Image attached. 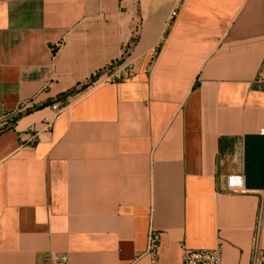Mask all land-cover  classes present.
Listing matches in <instances>:
<instances>
[{
    "label": "crops",
    "instance_id": "obj_1",
    "mask_svg": "<svg viewBox=\"0 0 264 264\" xmlns=\"http://www.w3.org/2000/svg\"><path fill=\"white\" fill-rule=\"evenodd\" d=\"M126 49L134 78L88 84ZM263 57L264 0H0V264H250Z\"/></svg>",
    "mask_w": 264,
    "mask_h": 264
},
{
    "label": "built area",
    "instance_id": "obj_2",
    "mask_svg": "<svg viewBox=\"0 0 264 264\" xmlns=\"http://www.w3.org/2000/svg\"><path fill=\"white\" fill-rule=\"evenodd\" d=\"M177 11L172 12L175 16ZM127 49L124 51L122 58L113 61L97 71L93 78L89 81V85H94L101 82L117 83L132 79L136 75V70L133 61L127 55ZM254 86L257 89L264 90V57L261 65L253 80ZM63 104V103H60ZM61 105L55 104L57 108ZM27 111L24 103L17 111L16 115ZM44 130H51L53 122L51 120H44ZM1 130V128H0ZM32 134L29 141L31 144L37 142V131L31 130ZM264 133V131H263ZM225 192L229 193H243L245 192L244 178L240 174H230L226 177ZM159 245V234L153 230L149 234V242L147 252L150 253L154 259L157 258ZM222 248L218 246L212 249H193L182 245V264H222ZM47 264H70L66 254H52L48 257ZM250 264H264V248L261 245V222H258L256 230L252 239V254Z\"/></svg>",
    "mask_w": 264,
    "mask_h": 264
},
{
    "label": "trees",
    "instance_id": "obj_3",
    "mask_svg": "<svg viewBox=\"0 0 264 264\" xmlns=\"http://www.w3.org/2000/svg\"><path fill=\"white\" fill-rule=\"evenodd\" d=\"M75 92H76V89H70L69 91L64 93L61 97H59L58 100H65L67 96L73 95V94H75ZM30 111H31V109H28L27 112H30ZM16 118H17V116L14 118V121L16 120ZM14 121L12 120L9 123H6L5 126L9 125L10 123H13Z\"/></svg>",
    "mask_w": 264,
    "mask_h": 264
}]
</instances>
